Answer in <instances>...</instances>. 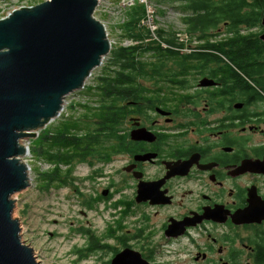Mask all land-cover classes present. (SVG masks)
Wrapping results in <instances>:
<instances>
[{"label": "flooded vegetation", "instance_id": "1", "mask_svg": "<svg viewBox=\"0 0 264 264\" xmlns=\"http://www.w3.org/2000/svg\"><path fill=\"white\" fill-rule=\"evenodd\" d=\"M252 2L262 7L239 13L255 16L188 38L185 56L142 58L147 78L109 106V170L87 163L112 216L102 234L79 231L95 264L122 251L142 264H264V0ZM230 36L250 55H197Z\"/></svg>", "mask_w": 264, "mask_h": 264}, {"label": "water", "instance_id": "2", "mask_svg": "<svg viewBox=\"0 0 264 264\" xmlns=\"http://www.w3.org/2000/svg\"><path fill=\"white\" fill-rule=\"evenodd\" d=\"M96 7L97 0H46L0 19V264H38L14 217V197L30 187L22 141L57 118L110 54ZM138 257L122 251L111 264H142Z\"/></svg>", "mask_w": 264, "mask_h": 264}, {"label": "rangeland", "instance_id": "3", "mask_svg": "<svg viewBox=\"0 0 264 264\" xmlns=\"http://www.w3.org/2000/svg\"><path fill=\"white\" fill-rule=\"evenodd\" d=\"M44 1L46 0H40L39 3ZM137 5L144 9L146 6L153 8L152 25H150L151 27L148 26L152 31L157 29L155 35L158 30H169L170 33L172 31L180 32L183 37H189V41H194L191 36L185 34L182 18L188 12H182L183 4L181 2L177 0H147L146 3L137 2ZM14 8L17 7L13 6L10 0H0V18L7 17L6 14L10 11L12 13ZM145 28L151 31L147 26ZM111 30L110 37L116 44L112 46L110 54L103 59L102 65L96 68L86 80L84 88L69 94L65 98L60 115L44 128L37 130L35 138L22 141V144L28 147L27 154L22 158L30 169V187L14 197V217L20 222L22 242L34 249L38 264H95L90 253L83 252L85 257L80 259L76 252L85 250L88 243L87 237L84 234L80 235L79 231L81 228L91 229L93 233L102 234L112 216L109 211L103 209L104 203H95L102 188H104L105 180L96 181V184H93L92 180L93 166L109 170L107 165L102 166L104 161L108 162L109 159H94L91 163L93 166L86 161L76 164L73 173L67 180L68 183L65 185L54 182L51 187H48L47 182L41 176L55 170L54 162L49 161L47 154L49 142L43 136L45 131L53 130L64 120L72 117L79 118L85 114L86 110L80 105L97 108L100 97L97 96V93L94 95L95 91L90 92L89 89L97 86L98 79L106 70L114 71L112 57L115 50L137 44L130 39L124 38L122 40L123 35H111ZM125 40L128 41L122 43ZM152 40H155L153 36ZM153 42L149 41V43ZM151 56L149 54L143 55L141 59L144 58L147 61V59L152 58ZM50 153L55 154V151ZM115 164L117 165V163ZM66 168V166L60 167L61 175H65Z\"/></svg>", "mask_w": 264, "mask_h": 264}, {"label": "trees", "instance_id": "4", "mask_svg": "<svg viewBox=\"0 0 264 264\" xmlns=\"http://www.w3.org/2000/svg\"><path fill=\"white\" fill-rule=\"evenodd\" d=\"M183 4L182 12H188L182 18L185 34L197 41L213 39L211 30L215 28V24L223 21L234 22V16L238 19L239 23L243 20L250 19L255 16L254 14H240L242 8L247 7H262L256 5L254 0H177ZM137 5L132 8L128 14L126 21L121 26L123 30V37L125 39L137 42L136 45L128 48L120 47L113 53L112 63L113 70L110 72L106 70L103 75L98 79L95 88H87L95 91L99 96V104L97 108H92L86 105H80L81 108L86 110L79 118L72 117L64 120L59 126L53 130H47L44 137L49 142L48 157L50 162H54V168L51 173L41 175L42 179L47 182L48 187L52 184L61 183L65 185L68 183V178L74 171V166L78 163H85L89 159L92 160H107L111 157L112 151L109 148L111 132L109 120V106L111 104H118L123 99V88L139 87L137 80L140 75L147 78L146 70L140 67L142 64L141 57L143 55H152L151 57L163 56H178L183 55L180 48L181 42L177 38V33L169 30H158L156 38L150 33L148 29L141 24L145 17V10ZM234 13H238L235 15ZM152 36L155 40H152ZM189 38V37H188ZM244 38V37H243ZM239 37H227L224 43L220 45H207L206 49H210L213 53H197V55H222L225 57L240 56L247 57L250 55L251 48ZM149 41H154L149 43ZM159 41V42H158ZM157 42V43H156ZM162 44L167 47V52L162 51ZM238 45V46H237ZM183 62V60H182ZM146 63V61H144ZM183 65V64H182ZM97 90V91H96ZM81 118V119H80ZM84 120V121H83ZM88 122L86 123V121ZM115 120V118H114ZM117 122H112V127L115 128ZM115 135V133L113 132ZM108 144V146H107ZM55 151V154L50 153ZM61 166H66L65 175H61ZM89 249L76 251L79 258L85 257L83 252ZM75 252V253H76ZM87 256V255H86Z\"/></svg>", "mask_w": 264, "mask_h": 264}, {"label": "built area", "instance_id": "5", "mask_svg": "<svg viewBox=\"0 0 264 264\" xmlns=\"http://www.w3.org/2000/svg\"><path fill=\"white\" fill-rule=\"evenodd\" d=\"M13 6H16V9H21L25 7H31L34 5L39 4L40 0H10ZM147 0H97V7L94 12V17L99 20L105 27L107 36L111 42V46L115 45L116 42L113 41V39L110 37V30H111V35H116V36H122L124 35L123 30L121 29V26L124 24L127 18L128 12L137 6V2H145ZM145 10V17L141 21V24L144 26H147L151 30L152 25V15H153V8L146 6ZM152 10L151 12H148ZM11 13L8 12L6 16H8ZM5 17V16H4ZM2 17V18H4ZM1 19V18H0ZM150 27H149V26ZM157 29H154L151 33L152 35L156 38L155 36V31ZM177 38L179 42L184 43L188 41L187 36L183 37V34L177 33ZM124 40V38H121ZM128 40L123 41L122 43L126 42ZM159 42V41H158ZM114 43V44H113ZM129 44V42H127ZM162 46H165L162 44Z\"/></svg>", "mask_w": 264, "mask_h": 264}, {"label": "bare ground", "instance_id": "6", "mask_svg": "<svg viewBox=\"0 0 264 264\" xmlns=\"http://www.w3.org/2000/svg\"><path fill=\"white\" fill-rule=\"evenodd\" d=\"M28 152V151H27ZM27 154V153H26Z\"/></svg>", "mask_w": 264, "mask_h": 264}]
</instances>
